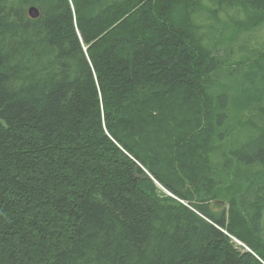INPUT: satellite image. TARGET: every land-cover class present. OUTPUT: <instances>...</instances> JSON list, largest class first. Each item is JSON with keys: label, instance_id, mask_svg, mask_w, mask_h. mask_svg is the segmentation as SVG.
Returning a JSON list of instances; mask_svg holds the SVG:
<instances>
[{"label": "trees", "instance_id": "1", "mask_svg": "<svg viewBox=\"0 0 264 264\" xmlns=\"http://www.w3.org/2000/svg\"><path fill=\"white\" fill-rule=\"evenodd\" d=\"M202 1L0 0V264H264V184L246 177L228 215L205 201L230 111ZM224 6L244 16L220 41L264 26V0H219L214 19ZM260 74L264 56L244 76ZM232 156L264 179V129Z\"/></svg>", "mask_w": 264, "mask_h": 264}, {"label": "rangeland", "instance_id": "2", "mask_svg": "<svg viewBox=\"0 0 264 264\" xmlns=\"http://www.w3.org/2000/svg\"><path fill=\"white\" fill-rule=\"evenodd\" d=\"M200 6L198 13H195L196 24L199 31L204 32V37L206 39L209 38L206 40V44L213 49V53L222 63L216 73L211 74L209 81L212 83L211 87L214 91V96H217L222 91L228 93V110L230 111L226 117L227 122L224 120L222 126L218 127L219 132L215 136L214 148L210 154V165L213 171L211 176L217 179L218 185L216 190L205 198V201L209 202L210 208L217 215L222 213L228 215L230 199L234 196L239 197L238 190L245 185L246 177L248 182H256L259 187L264 184V179L258 182L255 177L258 168H261L260 166H240L242 170H236L239 164L234 160L231 168L224 167V163L227 160L225 154L230 149L241 146L264 129V115L258 110L259 106L264 104V90L254 89L255 85L261 84V80L264 81V76L261 74L254 78L244 76V73L249 70L251 62H257V58L264 56V26L251 34L246 32L237 35L230 34L231 31H227L223 34L220 41V33L216 32L217 26H229L231 17L238 15L243 17V11H237L234 7L224 6L225 8L220 10L214 19L210 12L219 7V0H204ZM227 37L230 38V41ZM238 61H241V63H236ZM219 133L223 136L220 137ZM241 172L245 173L243 178H241ZM158 186L166 194H170L160 184ZM240 246L246 247L243 244Z\"/></svg>", "mask_w": 264, "mask_h": 264}, {"label": "bare ground", "instance_id": "3", "mask_svg": "<svg viewBox=\"0 0 264 264\" xmlns=\"http://www.w3.org/2000/svg\"><path fill=\"white\" fill-rule=\"evenodd\" d=\"M76 1V0H75ZM241 1V0H240ZM80 2V1H79ZM84 3V2H83ZM132 3V2H131ZM185 2H183V4H184ZM181 4V3H180ZM186 4V3H185ZM69 5V4H68ZM87 5V4H86ZM187 6H188V4H187ZM194 6V5H193ZM107 7V6H106ZM190 8V7H189ZM236 8V7H235ZM120 9V8H119ZM105 10V9H104ZM133 10V9H132ZM118 11V10H117ZM123 11H121L120 13H122ZM137 12H138V10H137ZM185 12V11H184ZM91 14V13H90ZM118 14H119V12H118ZM134 15V14H133ZM132 17V16H131ZM129 18V17H128ZM166 18V17H165ZM185 19V18H184ZM118 28V27H117ZM143 30V29H142ZM152 31V30H151ZM244 33V32H243ZM83 37V36H82ZM148 37V36H147ZM184 38V37H183ZM151 41V40H150ZM85 42V41H84ZM158 42V41H157ZM154 43V42H153ZM186 46V45H185ZM199 55H200V53H199ZM207 55V54H206ZM208 56V55H207ZM200 58V57H199ZM206 58V57H205ZM197 59V58H196ZM201 59V58H200ZM92 62V61H91ZM256 63V62H255ZM200 65V64H199ZM201 66V65H200ZM215 67V66H214ZM212 68V67H211ZM212 71V70H211ZM204 77V76H203ZM209 77V76H208ZM206 83H209L208 81L206 82ZM206 85H209V84H206ZM211 85V84H210ZM196 86V85H195ZM211 88V87H210ZM207 89H209V87H207ZM203 93V92H202ZM212 93V92H211ZM194 97V96H193ZM195 98V97H194ZM194 98H192V99H194ZM221 99V98H220ZM188 110V109H187ZM179 111V110H178ZM201 111V110H200ZM219 125H221V123L219 124ZM212 131V130H211ZM137 132V131H136ZM206 132V131H205ZM210 132V131H209ZM200 133V132H199ZM207 133V132H206ZM223 133V132H222ZM133 134V133H132ZM192 134V133H191ZM211 134V133H210ZM137 136V135H136ZM139 136V135H138ZM192 136V135H191ZM263 136V135H262ZM143 137V136H142ZM141 137V138H142ZM198 137V136H197ZM261 138V137H260ZM159 139H160V137H159ZM222 139H224V138H222ZM221 139V140H222ZM190 140V139H189ZM205 140V139H204ZM209 140V139H208ZM193 141H194V139H193ZM206 142V141H205ZM221 142V141H220ZM193 143V142H192ZM195 143H197V142H195ZM186 144V143H185ZM205 144V143H204ZM198 145V144H197ZM205 145H207V143L205 144ZM262 145V144H261ZM260 145V146H261ZM157 146V145H156ZM191 146V145H190ZM200 146V145H199ZM187 147H189V146H187ZM200 147H202V146H200ZM200 147H198V148H200ZM232 147V146H231ZM239 147V146H238ZM146 148V147H145ZM204 148H205V146H204ZM203 148V149H204ZM208 148V147H207ZM207 148H206V150H207ZM179 149H180V147H179ZM182 149V148H181ZM188 149V148H187ZM201 149V148H200ZM237 149V147H235V148H233V149H230L229 150V152L228 153H226L225 154V152H224V154L225 155H228V157L229 156H231V158L233 157L232 156V152L234 151V150H236ZM172 150V149H171ZM192 150V149H191ZM224 150V149H223ZM194 150H192V152H193ZM180 152H181V150H180ZM185 152V151H184ZM226 152H227V150H226ZM237 152V151H236ZM187 154H189V152H186ZM191 153V152H190ZM196 153V152H195ZM206 153V152H205ZM255 153V152H254ZM153 154V153H152ZM158 154H159V152H158ZM180 154H182V153H180ZM184 154V153H183ZM182 154V155H183ZM160 155V154H159ZM176 155V154H175ZM189 156V155H188ZM191 156V155H190ZM227 157V158H228ZM179 158H180V156H179ZM184 158V157H183ZM230 158V157H229ZM201 159H202V157H201ZM232 159H235V158H232ZM163 160H164V158H163ZM207 160V159H206ZM230 160V159H229ZM236 160V159H235ZM170 161V160H169ZM177 161V160H176ZM227 161V160H226ZM234 161V160H233ZM237 161V160H236ZM165 162H167V161H165ZM196 162V161H195ZM204 162V161H203ZM208 162V161H207ZM229 162V161H228ZM181 163V162H180ZM230 163H231V160H230V162H229V165H230ZM141 164V163H140ZM192 164V163H191ZM202 164V163H201ZM173 165V164H172ZM194 165V164H193ZM200 165V164H199ZM231 165H232V163H231ZM238 165V164H237ZM166 166V165H165ZM168 166V165H167ZM170 166V165H169ZM178 166H179V164H178ZM183 166H184V164H183ZM196 166V165H195ZM225 166V165H224ZM159 167V166H158ZM197 167V166H196ZM228 167H230V166H228ZM167 168V167H166ZM187 168H189V166L187 167ZM195 168V167H194ZM171 169H173L174 170V168H171ZM179 169V168H178ZM206 169V168H205ZM233 169V168H232ZM172 170V171H173ZM189 170V169H188ZM210 170V169H209ZM170 172V171H169ZM175 172V171H174ZM178 172V171H177ZM190 172H191V170H190ZM236 172V171H235ZM189 173V172H188ZM194 173L192 172V175H193ZM216 174V173H215ZM261 174H263V173H261ZM146 175V174H145ZM149 174H147V176H148ZM187 175V174H186ZM185 175V176H186ZM251 175H253L252 173H251ZM258 175V174H257ZM150 176V175H149ZM194 176V175H193ZM195 176H197V173H196V175ZM205 176V175H204ZM243 176V175H242ZM263 176V175H262ZM144 177V176H143ZM151 177V176H150ZM202 177V176H201ZM240 177V176H239ZM257 177V176H256ZM255 178V177H254ZM259 178V177H258ZM144 179V178H143ZM191 179V178H190ZM193 179H195V178H193ZM192 179V180H193ZM203 179V178H202ZM208 179V178H207ZM250 179V178H249ZM150 180V179H149ZM169 180V179H168ZM173 180V179H172ZM171 180V181H172ZM175 180V179H174ZM184 180V179H183ZM138 181H140V180H138ZM151 181V180H150ZM170 181V180H169ZM181 181H182V179H181ZM220 181V180H219ZM236 181H237V179H236ZM175 182V181H174ZM179 182V181H178ZM183 182V181H182ZM189 182H190V180H189ZM207 182V181H206ZM159 183V182H158ZM177 183V182H176ZM148 184V183H147ZM180 184V183H179ZM154 185V184H153ZM153 185H152V187H153ZM235 185V184H234ZM238 185V184H237ZM143 186H145V185H143ZM147 186V185H146ZM161 186V185H160ZM197 186H198V184H197ZM196 186V187H197ZM162 187V186H161ZM168 187V186H167ZM199 187V186H198ZM224 187H225V185H224ZM223 187V188H224ZM228 187H229V185H228ZM147 188V187H146ZM149 188H150V186H149ZM155 188V187H154ZM185 188V187H184ZM189 188V187H188ZM207 188H209V187H207ZM220 188V187H219ZM226 188V187H225ZM264 188V187H263ZM234 189H235V187H234ZM189 190V189H188ZM209 190V189H208ZM207 190V191H208ZM224 190V189H223ZM172 191V190H171ZM228 191V190H227ZM156 192V191H155ZM236 192V191H235ZM229 193H231V192H229ZM263 193H264V191H263ZM177 194V193H176ZM207 194V193H206ZM156 195V194H155ZM190 195L192 196V194L190 193ZM218 196V195H217ZM244 196V195H243ZM165 197V196H164ZM194 197V196H193ZM223 197V196H222ZM179 198V197H178ZM187 198V197H186ZM160 199V198H159ZM164 199V198H163ZM179 199H181V198H179ZM212 199V198H211ZM218 199V198H217ZM222 199V198H221ZM183 202H185L186 204L188 203V201L187 200H185V199H181ZM208 200H210V199H208ZM223 200H224V198H223ZM211 201V200H210ZM214 201V200H213ZM256 201V200H255ZM212 202V201H211ZM209 203V202H208ZM226 203V202H225ZM245 204V203H244ZM198 205V204H197ZM231 205V204H230ZM187 206L188 207H191L189 204H187ZM203 207V206H202ZM245 207V206H244ZM192 209V208H191ZM194 210L196 209V208H193ZM199 209V208H198ZM190 213V212H189ZM200 213V212H199ZM247 214V213H246ZM260 214H261V212H260ZM259 216V215H258ZM261 216V215H260ZM197 217V216H196ZM204 218V217H203ZM260 218V217H259ZM207 220V219H206ZM210 220V219H209ZM217 221V220H216ZM259 221V220H258ZM232 224H233V222H232ZM247 226V225H246ZM243 227V226H242ZM223 229V228H222ZM221 230V229H220ZM227 234H229V232L226 230V229H223ZM226 234V235H227ZM224 236V235H223ZM228 237V236H227ZM233 237V235H231V238ZM233 240H235L236 242H238V243H240V245L241 244H243V246L244 245H246L243 241H241L240 239H236V238H233ZM256 242H258L257 240H255ZM234 242V241H233ZM236 244V243H235ZM261 244V243H260ZM254 245V244H253ZM262 246V245H261ZM239 247V246H238ZM257 247H259V246H257ZM260 248V247H259ZM261 250H263V249H261ZM259 252H261V251H259ZM264 254V253H263ZM242 256V255H241ZM248 256V255H247ZM247 262V261H246ZM245 263V262H244ZM261 263V262H260ZM262 264V263H261Z\"/></svg>", "mask_w": 264, "mask_h": 264}, {"label": "water", "instance_id": "4", "mask_svg": "<svg viewBox=\"0 0 264 264\" xmlns=\"http://www.w3.org/2000/svg\"><path fill=\"white\" fill-rule=\"evenodd\" d=\"M29 15L32 17V18H38L39 15H40V11L37 7L35 6H32L29 8Z\"/></svg>", "mask_w": 264, "mask_h": 264}]
</instances>
